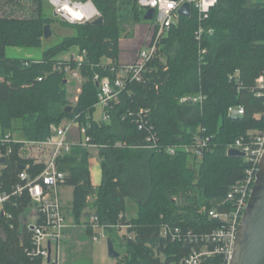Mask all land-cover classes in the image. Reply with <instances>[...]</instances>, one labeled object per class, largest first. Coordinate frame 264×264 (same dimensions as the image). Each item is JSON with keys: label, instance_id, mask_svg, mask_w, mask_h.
Returning a JSON list of instances; mask_svg holds the SVG:
<instances>
[{"label": "trees", "instance_id": "trees-1", "mask_svg": "<svg viewBox=\"0 0 264 264\" xmlns=\"http://www.w3.org/2000/svg\"><path fill=\"white\" fill-rule=\"evenodd\" d=\"M42 1L0 0V132L42 141L50 135L51 126L76 117L86 127L89 144L99 147L102 181L97 187L91 182V153L83 139L58 155L57 169L65 173L63 184L72 187L69 215L74 223L81 224L85 216L84 225L91 235L90 218L94 216L111 233L112 241L118 236L112 225L130 224L127 231L135 237L121 235L125 251L115 264L178 260L189 245L171 242L160 235V228L165 224L197 232L216 228L219 222L208 210L224 198L246 166L242 157L227 155V146L249 130L264 128L263 101L250 91L264 71V4L217 0L202 22L203 54L195 39L198 21L194 13L180 17L161 37L142 79L126 85L109 110L110 119L104 122L93 116L98 101L93 75L114 78L108 68L118 64L119 39L124 32L129 34L128 26L144 20V10L137 0H91L103 22L69 23L54 13L53 18L48 16ZM23 10L30 12L14 14ZM55 20L71 25L74 34L45 48L39 59L6 55L8 46L40 47L44 25ZM72 47L86 53L80 67L81 91L74 103L68 99L70 80L64 81L65 72L57 68L59 62L74 66L70 57L58 58ZM104 58L111 64L104 67ZM235 72L238 82L229 78ZM198 95L204 96L202 101H180ZM239 104L245 108L244 115L230 117L228 107ZM141 108L150 110V119L145 117L147 123L138 129L128 112L136 114ZM146 135L156 136L159 150L140 146ZM196 135L209 138L201 158L184 151L170 156L162 150L190 143ZM12 158L19 160L17 146ZM42 168L36 165L34 172ZM9 172L15 180L14 166ZM92 195V212H84ZM127 198L137 205L131 218L124 215ZM17 229L16 215L9 221L0 218V264H40V257L27 252L28 234L20 235ZM218 261L208 259L205 264Z\"/></svg>", "mask_w": 264, "mask_h": 264}, {"label": "built area", "instance_id": "built-area-1", "mask_svg": "<svg viewBox=\"0 0 264 264\" xmlns=\"http://www.w3.org/2000/svg\"><path fill=\"white\" fill-rule=\"evenodd\" d=\"M48 2L53 8L54 15L69 23L90 22L101 16L91 0H48ZM185 3L191 6L190 16L194 13L198 21L195 39L198 43L199 54L205 53V48L202 46L205 28L202 22L208 18L217 0H137V4L144 12L149 8L153 9V17L149 20L153 21L152 33L138 51L133 63H118L108 68L114 74L113 79L108 74L94 73L93 81L98 88L96 106L99 105L103 109L101 121L106 122L110 119L109 110L113 103L118 101L126 85L131 81L142 79L147 63L156 54L161 37L182 17L178 9ZM261 3L264 4V2ZM73 11L81 13V16L75 15ZM207 32L210 33L211 29ZM85 54L83 50L70 55L69 59L73 61L74 66L70 63L59 62L57 64L58 70L65 72L66 80L82 79L80 67ZM110 64L109 60L103 63V66ZM229 78L235 82L239 81L237 72L231 74ZM250 91L255 97L261 99L264 105V71L255 78ZM203 98L202 95L184 96L180 98V101H202ZM244 112L245 108L241 104L228 107V113L232 118L241 117ZM149 113V109L141 108L136 114L129 111L128 116L138 129H142L150 119ZM74 122L78 123L76 117L57 126H51L50 135L42 141L27 140L11 132H0V218L9 221L16 215L18 232L20 235L27 233L29 236L28 254L52 263L57 262L58 246L66 237L67 227V217L59 190L65 173L57 169L56 159L62 151L69 148L70 144L66 141V135ZM79 130L86 146H96L89 144L90 137L86 134L85 126H80ZM208 139L196 135L190 143L165 146L162 150L170 156L176 155L178 151H184L190 156L201 158ZM15 146H17L19 160L12 158ZM140 146L159 150L155 135H146ZM230 148L244 153L242 158L246 166L241 178L230 187L224 198L208 210V215L218 220L219 225L210 232H197L188 228L183 229L180 226L163 225L160 228L161 236L168 237L171 242L187 244L190 247L189 251L178 260H171L164 264H205L208 259L216 258L219 260L217 264L230 263L236 233L255 181L260 158L264 152V128L247 131L244 136L231 142L226 152ZM36 165L43 166L38 173L34 172ZM12 166L16 170L15 180L14 177L11 178L8 175ZM219 207H223L224 210H220ZM90 222L93 231L97 227L105 228L94 216L90 218ZM115 226L125 228L124 235L134 239V232L127 231L130 224H117L111 227ZM9 227L13 228L14 224L10 222ZM92 239L98 240L95 232L92 233Z\"/></svg>", "mask_w": 264, "mask_h": 264}, {"label": "rangeland", "instance_id": "rangeland-1", "mask_svg": "<svg viewBox=\"0 0 264 264\" xmlns=\"http://www.w3.org/2000/svg\"><path fill=\"white\" fill-rule=\"evenodd\" d=\"M255 2H264V0H253ZM30 4V3H29ZM28 4V5H29ZM44 10L48 16L53 18V8L49 4L48 0L42 1ZM30 6V5H29ZM28 10L18 11L14 14L16 16H23ZM2 10L0 11V14ZM29 14V13H28ZM153 21H146L143 20L137 24L132 25L131 27L128 26L126 32L128 31L129 34H124L120 38H128L122 42V48L124 51L120 55L121 60H126L127 58L130 60V63H133L136 58L137 51L141 48V38L144 39L143 43H145L147 37L149 36L151 31V25ZM51 35L47 39L43 38L42 45L36 48H24V47H14L8 46L6 47V55L10 57H22L26 53H30L35 58H41L42 52L45 48L54 45L63 39L70 37L74 34V29L71 25H67L65 23L59 22L55 20L51 23ZM139 46V48H138ZM77 53V49L72 47L70 51L61 53L58 55L60 59H68L70 55ZM126 58V59H125ZM134 58V59H133ZM82 79L78 80H70L67 87L68 92V99L71 103L76 102L75 97H78L81 91V83ZM80 90H79V89ZM102 115L101 106H96L95 110L93 111L94 118L100 119ZM79 123L75 122L70 127V131L73 133L75 132L76 137L73 138V141L76 142L78 139L77 133L79 132ZM67 142L68 136L66 137ZM66 196V195H65ZM71 193H67V198L69 199ZM68 206H71L70 204ZM70 208V207H69ZM137 213V205L134 200L127 198L126 199V210L125 215L127 218L134 217ZM67 227H66V237L65 239L59 244L57 250V262H47L43 260L40 264H115V259L109 257L108 250H107V238L110 237L111 233L103 228L97 227L94 229L98 236V240L94 241L92 239V234L90 235L87 232V229L84 225H76L74 224L71 217L67 218ZM113 229L117 232V237H114L113 246L114 249L122 254L125 251V247L121 239V235H124L126 229L121 227H113Z\"/></svg>", "mask_w": 264, "mask_h": 264}, {"label": "water", "instance_id": "water-1", "mask_svg": "<svg viewBox=\"0 0 264 264\" xmlns=\"http://www.w3.org/2000/svg\"><path fill=\"white\" fill-rule=\"evenodd\" d=\"M190 12L191 6L188 3L183 4L178 9V13L181 16L189 17ZM152 17L153 9L149 8L145 11L143 19L149 21ZM91 22L93 24H101L103 18L99 16ZM51 33V25L45 24L43 38L47 39ZM70 109L71 106L68 105L66 110L69 111ZM227 155L231 157H243L244 153L230 148L227 151ZM20 168H22V165H20ZM107 250L109 257L113 259H116L120 255L114 249L111 237L107 238ZM229 264H264V152L260 158L255 181L236 233Z\"/></svg>", "mask_w": 264, "mask_h": 264}, {"label": "crops", "instance_id": "crops-1", "mask_svg": "<svg viewBox=\"0 0 264 264\" xmlns=\"http://www.w3.org/2000/svg\"><path fill=\"white\" fill-rule=\"evenodd\" d=\"M126 39H128V38H120L119 39V55H118V63L119 64H128V63H130L129 61V59L127 58H125L126 60H121L120 59V55L122 54V52L124 51V49L122 48V42L124 41V40H126ZM143 40L144 39H142L141 38V48L144 46V44L145 43H143ZM138 48H139V46H138ZM140 48V49H141ZM139 49V50H140ZM138 50V51H139ZM138 51H137V53H138ZM136 53V54H137ZM72 54H74V53H72ZM22 58H31V59H39V58H35V57H33V55L32 54H30V53H26V54H24V56H22ZM134 59V58H133ZM110 59H108V58H104L102 61H103V63H107L108 61H109ZM79 89V88H78ZM80 90V89H79ZM77 99V97H75V100ZM101 110H102V114H103V109H102V107H101ZM101 117H102V115H101ZM96 120H100V119H98V118H95ZM67 120H65V121H63V122H66ZM75 123V122H74ZM71 125H73V123L71 124ZM79 126H80V124H79ZM71 127V126H70ZM80 128V127H79ZM68 136V141L70 140L71 142H68L69 144H75V143H80L81 141H82V139H83V136H82V134L80 133V130H79V132L77 133V136H78V139L76 140V142H74L73 141V138H75L76 137V134H75V132L73 133L72 131H70V128H69V130H68V132H67V135H66V137ZM88 147V149H89V151H90V153H91V155H90V159H89V169H90V176H91V182H92V184H93V186H95V187H97L100 183H101V181H102V169H101V164H100V158H99V155H98V151H99V147H97V146H87ZM59 190H60V195H61V199H62V203H63V208H64V210H65V213H66V217L68 218V217H71L70 215H69V207L70 206H68L70 203H71V200H72V187L71 186H68V185H64V184H61V186H60V188H59ZM68 192H70L71 193V196H70V198L68 199L67 198V193ZM66 195V196H65ZM94 198H95V196H89L88 197V199H87V201H88V206L85 208V210H84V212H92V208H91V203L93 202V200H94ZM124 215H125V213H124ZM125 217H126V215H125ZM127 218V217H126ZM86 217L85 216H83L82 218H81V224H76V225H84V221H86ZM73 220V219H72ZM67 222H68V220H67ZM74 222V221H73ZM75 224V223H74ZM85 226V225H84ZM86 227V226H85Z\"/></svg>", "mask_w": 264, "mask_h": 264}, {"label": "bare ground", "instance_id": "bare-ground-1", "mask_svg": "<svg viewBox=\"0 0 264 264\" xmlns=\"http://www.w3.org/2000/svg\"><path fill=\"white\" fill-rule=\"evenodd\" d=\"M90 9L93 10L92 8H90ZM73 13H74L75 15L79 16V17L81 16V13L74 12V11H73Z\"/></svg>", "mask_w": 264, "mask_h": 264}]
</instances>
